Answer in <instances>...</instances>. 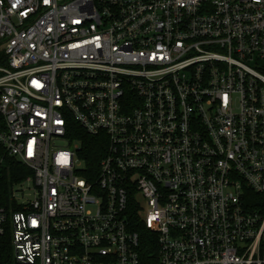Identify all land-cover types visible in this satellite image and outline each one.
I'll return each instance as SVG.
<instances>
[{
	"label": "built area",
	"instance_id": "1",
	"mask_svg": "<svg viewBox=\"0 0 264 264\" xmlns=\"http://www.w3.org/2000/svg\"><path fill=\"white\" fill-rule=\"evenodd\" d=\"M0 52V145L34 171L0 264H146L133 213L157 264H264V0H0Z\"/></svg>",
	"mask_w": 264,
	"mask_h": 264
},
{
	"label": "trees",
	"instance_id": "2",
	"mask_svg": "<svg viewBox=\"0 0 264 264\" xmlns=\"http://www.w3.org/2000/svg\"><path fill=\"white\" fill-rule=\"evenodd\" d=\"M0 63H7V56L0 52ZM82 144L86 154V166L90 173H97L100 160L106 150V138L82 134ZM5 154L4 147L0 145V156ZM34 171L19 159L5 154L4 164L0 170V205L8 207L13 203L12 192L14 187L25 181ZM91 175V174H90ZM132 227L141 237L140 251L146 264L158 263V246L155 235L147 229L138 214L133 213Z\"/></svg>",
	"mask_w": 264,
	"mask_h": 264
},
{
	"label": "rangeland",
	"instance_id": "3",
	"mask_svg": "<svg viewBox=\"0 0 264 264\" xmlns=\"http://www.w3.org/2000/svg\"><path fill=\"white\" fill-rule=\"evenodd\" d=\"M31 196H32V192H31V191H28V192H27V197L30 198Z\"/></svg>",
	"mask_w": 264,
	"mask_h": 264
}]
</instances>
